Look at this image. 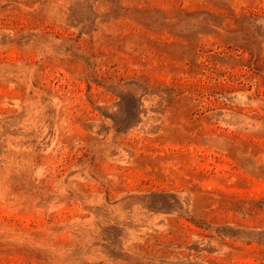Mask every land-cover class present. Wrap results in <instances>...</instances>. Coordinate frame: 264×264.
I'll return each mask as SVG.
<instances>
[{
	"label": "rangeland",
	"instance_id": "obj_1",
	"mask_svg": "<svg viewBox=\"0 0 264 264\" xmlns=\"http://www.w3.org/2000/svg\"><path fill=\"white\" fill-rule=\"evenodd\" d=\"M0 264H264V0H0Z\"/></svg>",
	"mask_w": 264,
	"mask_h": 264
}]
</instances>
